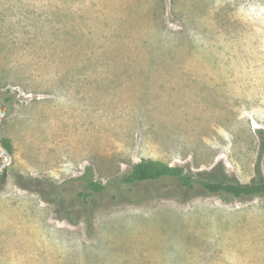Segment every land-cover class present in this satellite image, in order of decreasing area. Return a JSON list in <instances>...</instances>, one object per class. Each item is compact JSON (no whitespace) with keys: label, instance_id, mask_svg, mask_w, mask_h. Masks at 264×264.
I'll use <instances>...</instances> for the list:
<instances>
[{"label":"rangeland","instance_id":"1","mask_svg":"<svg viewBox=\"0 0 264 264\" xmlns=\"http://www.w3.org/2000/svg\"><path fill=\"white\" fill-rule=\"evenodd\" d=\"M0 102V264H264V196L198 184L264 181V0H0ZM146 160L194 188L112 200Z\"/></svg>","mask_w":264,"mask_h":264},{"label":"trees","instance_id":"2","mask_svg":"<svg viewBox=\"0 0 264 264\" xmlns=\"http://www.w3.org/2000/svg\"><path fill=\"white\" fill-rule=\"evenodd\" d=\"M0 145L11 155L12 145L9 139H0ZM163 178H172L177 181V183L186 189L192 190L194 188V181L191 177L186 176L180 167H171L166 164L146 160L134 164L128 173L123 174L120 179L115 183L116 191L111 195L112 200L120 198L123 201L128 202L130 196V188L136 184L158 181ZM15 183L18 187L22 189L29 190L31 192H36L42 200L47 201L45 194L36 189V185L44 184L38 179L25 178L21 174L15 176ZM199 186L210 195H215L219 193H225L236 199L243 198H253L257 196H264V181L260 180L255 185H237V184H221V183H209V182H199ZM125 188V190L123 189ZM106 189L100 183L88 182L85 186L87 192L78 193V197L81 200V205L84 213L90 218V212L92 206L89 204V197L96 194H101ZM50 202L56 205H60L59 199L61 195L56 187L52 186L50 189ZM129 203L133 204L132 201ZM58 213L60 211L58 210Z\"/></svg>","mask_w":264,"mask_h":264},{"label":"water","instance_id":"3","mask_svg":"<svg viewBox=\"0 0 264 264\" xmlns=\"http://www.w3.org/2000/svg\"><path fill=\"white\" fill-rule=\"evenodd\" d=\"M6 113V107L0 102V121ZM0 156L3 158L0 163V190L7 180V166L10 162V154L0 145Z\"/></svg>","mask_w":264,"mask_h":264}]
</instances>
